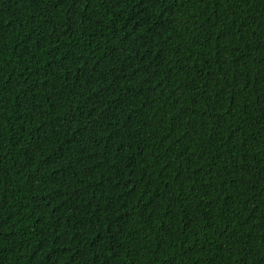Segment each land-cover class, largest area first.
<instances>
[{
    "label": "trees",
    "instance_id": "obj_1",
    "mask_svg": "<svg viewBox=\"0 0 264 264\" xmlns=\"http://www.w3.org/2000/svg\"><path fill=\"white\" fill-rule=\"evenodd\" d=\"M0 264H264V0H0Z\"/></svg>",
    "mask_w": 264,
    "mask_h": 264
}]
</instances>
